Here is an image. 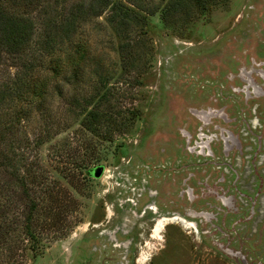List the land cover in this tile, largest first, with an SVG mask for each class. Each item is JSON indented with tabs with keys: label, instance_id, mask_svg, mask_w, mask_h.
<instances>
[{
	"label": "rangeland",
	"instance_id": "1",
	"mask_svg": "<svg viewBox=\"0 0 264 264\" xmlns=\"http://www.w3.org/2000/svg\"><path fill=\"white\" fill-rule=\"evenodd\" d=\"M62 1L74 21L52 39L0 46V96L17 116L0 150L71 206L54 225L34 220L35 250L25 238L8 253L0 233V264H264V0H141L139 23L109 21L101 0ZM91 109L108 119L89 124ZM8 191L0 225L26 203ZM159 215L192 227L157 238Z\"/></svg>",
	"mask_w": 264,
	"mask_h": 264
},
{
	"label": "trees",
	"instance_id": "2",
	"mask_svg": "<svg viewBox=\"0 0 264 264\" xmlns=\"http://www.w3.org/2000/svg\"><path fill=\"white\" fill-rule=\"evenodd\" d=\"M6 1L9 2V4H6ZM22 4L20 7V12L17 13L15 9L10 4H14L16 0H0V46L4 45L6 49H16L19 45H26L30 39L34 37V34L39 32L38 36L41 40L38 42V44H43L49 39H52L50 37L51 33H55L56 31L60 30L64 27V25L67 24V22L74 21V18H67L66 14L70 13L72 14V10H64L63 8L57 9V3L59 5L63 2L62 0H21ZM104 1L102 5V11L104 10L105 6H108L111 8L109 12V21H117L116 16L119 15V17L123 19H132L136 23H139L143 21L146 18L147 13H141L138 14L137 11H135L136 6H140L141 0H101ZM131 2L133 5H129L128 2ZM19 4V3H17ZM135 7V8H134ZM81 10V7L78 8ZM135 11V12H134ZM56 15L57 19H49L51 16ZM82 19H86L83 15L81 17ZM69 20V21H68ZM124 21H121L120 24L124 25ZM122 30H125V27L122 26ZM55 40L53 41V46ZM56 44V43H55ZM48 49V46H47ZM83 53V47L80 50ZM10 92L11 94L14 93V95H18L21 90L19 87L9 88L7 87L4 91ZM3 98L0 96V145L2 141L5 139L6 134L10 133V130L14 128L13 123L15 122L14 116H8L5 111L6 108L3 107ZM99 110L91 109L88 111V118L89 124H93L96 121H101L104 119H108V117H104V114L98 113ZM14 142L12 139V136H9V141ZM34 141L37 144H42L45 141V138L42 139H34ZM9 142V143H11ZM12 154L5 153L0 150V194L4 192V189L9 187V191L6 193L8 201L13 202L16 200H24L26 199V203L24 205H21V215L22 218L19 216V214L15 213L17 217L13 216V220L11 223H7L4 225H0V233L3 235H6L9 240L2 239L3 242H8L10 240L11 244H8L7 249L8 253L9 250H16L20 246L18 245V242H23L25 238L27 239L28 244L30 245L31 249H36L37 245L39 244V236L38 232H36L35 223L33 224L34 220L37 219V217L40 214H43V222L47 225H54L55 223H58L61 221L63 214L62 211L66 212L67 209L70 210V199L66 198L64 199V195L68 194V191L65 190H54V186L50 187L47 186V188L44 189V183L42 180L38 179V175L34 173L33 169L26 168L22 170L20 173L16 172V167L12 162L13 156ZM11 156V157H10ZM20 154V158H21ZM82 160V159H81ZM80 160V162H81ZM36 164H32V166H35ZM13 167V170L8 172L6 171L7 167ZM84 173L86 175H93V169L94 168H84ZM80 171L83 170V166L79 169ZM72 171V170H71ZM68 170L67 174H61L63 178L66 179L68 177V182H70L73 185V179L76 177L74 175L75 172H71ZM79 171V172H80ZM82 173V172H80ZM79 173V174H80ZM83 173V174H84ZM85 177V174L82 176ZM5 179V180H4ZM14 181V185L19 187L20 190L12 189L13 184H11L10 180ZM43 190V193L46 191L47 193V199L48 204L44 203L43 197L40 200L43 204L44 211L42 213L39 212L40 208H43L41 205L38 207L37 202L38 200H34L33 197H36L39 193V190ZM6 191V190H5ZM11 192H15L19 194L17 196V199H14L13 197H10L9 194ZM5 199V200H6ZM67 202H66V201ZM9 205V203L5 204V201L0 200V207H3L2 210H0V217H6L7 214L11 211H5L4 208ZM21 218V219H18ZM15 219V220H14ZM22 224H20L21 222ZM16 224H19L16 226ZM58 228V227H57ZM67 228L69 227H63V229L59 230V234H63L67 231ZM60 229V228H59ZM1 238V237H0ZM17 240V242H16ZM35 252V251H33ZM35 254V253H34ZM1 263L4 264V261ZM8 264V263H5Z\"/></svg>",
	"mask_w": 264,
	"mask_h": 264
},
{
	"label": "bare ground",
	"instance_id": "3",
	"mask_svg": "<svg viewBox=\"0 0 264 264\" xmlns=\"http://www.w3.org/2000/svg\"><path fill=\"white\" fill-rule=\"evenodd\" d=\"M169 222H180L181 225L183 224V226L185 227H192L191 222L186 221L179 216L175 215V216L166 217L159 215V217H157V219L155 220V227H154L157 238H160V230L163 227V225Z\"/></svg>",
	"mask_w": 264,
	"mask_h": 264
},
{
	"label": "water",
	"instance_id": "4",
	"mask_svg": "<svg viewBox=\"0 0 264 264\" xmlns=\"http://www.w3.org/2000/svg\"><path fill=\"white\" fill-rule=\"evenodd\" d=\"M101 172H102V167L100 166H97L93 169V175L95 177H98L101 174Z\"/></svg>",
	"mask_w": 264,
	"mask_h": 264
}]
</instances>
